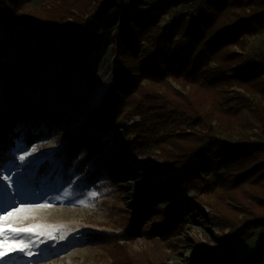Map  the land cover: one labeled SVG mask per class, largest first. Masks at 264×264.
Segmentation results:
<instances>
[{
	"label": "rangeland",
	"instance_id": "obj_1",
	"mask_svg": "<svg viewBox=\"0 0 264 264\" xmlns=\"http://www.w3.org/2000/svg\"><path fill=\"white\" fill-rule=\"evenodd\" d=\"M198 3L185 0L168 6L159 0H114L88 30V35H96L99 41L96 61L90 67L84 64L83 69L64 55L74 46L72 39L81 30L80 17L68 18L67 25L60 27L56 34L40 33L36 37L25 22L33 15L55 20L60 10L49 0H31L11 23L0 20V209L10 212L22 206L24 210L4 221L6 225H38L36 232L51 231L55 237L22 234L21 239L30 242L28 250L33 255L12 253L0 264H113V258L102 247L86 243L87 233H123V227L119 226L124 213L115 205L133 211V204L140 200L148 203L155 197V203L144 205L145 212L153 206L161 208L154 223L177 220L183 231L160 243L143 235L122 240L139 255L141 264H207V259L217 262L227 253L232 230L222 214L231 212L232 202L227 191L216 184L223 169L213 160L215 149H205L191 159L190 168H201L202 179L180 190L179 175L169 170L160 149L138 135L146 138L153 133L201 130V127L179 114L173 122H167L163 119L166 110L161 109L153 112L144 127L137 130L139 115L132 116L125 111L111 122L109 112L120 93V74L115 62L124 51L116 28L127 20L123 33L136 36V56L153 52L156 47L151 39L159 37L158 49L164 63L173 61L184 69L180 61H174L176 55L172 50L186 30L197 29V19L209 12L206 3L201 7ZM9 5L10 1L5 0L3 7ZM87 11L85 8L81 14L85 19ZM134 12L150 15L153 24L149 28L140 27L141 23L134 22ZM178 13L190 15L179 20ZM247 49L245 56H257L264 61V27L248 38ZM190 65L188 62L187 67ZM26 77L29 80L25 81ZM168 80L184 93L190 90L171 77ZM138 84L148 90L158 89L146 79L140 78ZM234 90L245 94L252 103L243 108L240 123L229 113H221L212 122L214 134L232 142H263L264 94L246 93L238 87ZM51 114L61 118L52 131V138L28 146L21 138L11 136V130L26 131L28 127L34 133L47 130ZM75 137L80 139L82 151L92 154L93 160L102 165L105 179L98 182L104 183L101 189L86 187L77 176L71 180L63 177L57 155ZM33 146L38 151L21 162L19 157L30 153ZM44 164L50 168L47 177H37ZM110 181L118 183L107 186ZM61 236L64 238L60 239ZM263 239L264 226L241 238L234 264H243L244 257Z\"/></svg>",
	"mask_w": 264,
	"mask_h": 264
},
{
	"label": "trees",
	"instance_id": "obj_2",
	"mask_svg": "<svg viewBox=\"0 0 264 264\" xmlns=\"http://www.w3.org/2000/svg\"><path fill=\"white\" fill-rule=\"evenodd\" d=\"M9 1V7L4 8L5 0H0V20L11 23L31 0ZM49 1L54 4L55 9L60 10L59 18L52 20L33 15L25 24L34 36L38 37L40 33L48 36L66 26L68 18L74 20L80 17L81 30L72 39L74 46L66 50L64 55L82 69L84 64L90 67L96 61L94 56L99 38L93 34L88 35V30L113 5L114 0H96L93 6V0ZM159 1L175 6L185 0ZM197 1L198 7L206 3L209 12L197 19V29L186 30V34L182 35L172 50L176 55L174 61H180L184 69L176 66L173 61L164 63L163 55L158 49L161 41L159 37L151 39L156 47L153 52L136 56V36L123 33L127 20L124 19L116 28L124 51L120 54L122 57L119 56L115 62L120 74V93L109 112L111 122L125 111L132 116L139 115V122L135 125L137 130L144 127L153 112L161 109L166 110L163 119L167 122H173L179 114L201 127V130L153 133L146 138L140 133L138 135L149 145L160 149L168 161L169 170H175L179 175L180 190L202 179L201 168H190L191 159L205 149H215L213 160L223 169L217 176L216 184L227 191L232 202L231 212L222 214L231 226V241L227 253L217 262L234 264L237 242L250 234L251 230L264 226V141L232 142L218 137L214 134L212 122L218 120L221 113H229L240 123L243 108L252 101L245 94L234 90V87L243 88L246 93L264 94V61L258 60L257 56L248 58L244 55L248 38L257 35L264 27V0ZM85 8L88 9L87 19L81 15ZM178 15L181 20L190 14ZM133 17L136 24L141 23L140 27L149 28L153 24L150 15H145L144 12H134ZM233 47H239L240 50ZM188 62L190 67H187ZM84 74L87 76L86 72ZM131 75L139 80H134ZM170 77L182 87L188 86L190 90L184 93L176 89L168 80ZM140 78L149 80L162 92L139 86ZM16 112L18 115V111ZM51 115L47 120V130L41 129L34 133L28 127L26 131L11 130V136L21 138L28 146L52 138V131L59 125L61 118L58 114ZM82 149L80 139L75 137L73 143L58 152L62 175L67 180L80 177L86 187L101 189L104 183L98 182L105 179L102 165L93 160L92 154L84 153ZM49 169L47 164L42 165L37 177H47ZM116 183L118 182L110 181L107 186ZM155 202L156 197L148 203L140 200L138 204H133V211L116 204L117 210L121 209L124 213L119 227H123L125 231H91L86 235V243L102 247L113 258V264H141L139 255L133 253L131 246L122 240H133L143 235L148 239H157L160 243L161 240L179 236L183 231L177 220L154 223L161 208L153 206L145 212L144 205ZM217 262L207 259V264ZM243 264H264V239L253 252L244 257Z\"/></svg>",
	"mask_w": 264,
	"mask_h": 264
},
{
	"label": "snow or ice",
	"instance_id": "obj_3",
	"mask_svg": "<svg viewBox=\"0 0 264 264\" xmlns=\"http://www.w3.org/2000/svg\"><path fill=\"white\" fill-rule=\"evenodd\" d=\"M37 147L33 146L31 152H25L24 155L19 157L21 162L26 160V157L31 155L32 153L37 152ZM4 179H11V177H5ZM95 196V193H92ZM83 203V201H81ZM23 207L14 208L13 211H7L6 209H0V262L5 261L7 258H10L12 253H25L28 256H32L33 253L28 250L30 248V242L21 239L22 234H27L30 237L32 235H41V236H48L50 239H55L51 231H41L36 232L35 229L39 228L38 225H31L29 227H14L10 225H6L4 221L8 218L13 216L15 213L21 212ZM6 214H3L5 213ZM64 237L61 236L60 239Z\"/></svg>",
	"mask_w": 264,
	"mask_h": 264
},
{
	"label": "bare ground",
	"instance_id": "obj_4",
	"mask_svg": "<svg viewBox=\"0 0 264 264\" xmlns=\"http://www.w3.org/2000/svg\"><path fill=\"white\" fill-rule=\"evenodd\" d=\"M27 80H29V78H27V77H26V80H25V81H27ZM85 117H86V116H85ZM152 183H153L152 181H151V182H149V184H152Z\"/></svg>",
	"mask_w": 264,
	"mask_h": 264
},
{
	"label": "crops",
	"instance_id": "obj_5",
	"mask_svg": "<svg viewBox=\"0 0 264 264\" xmlns=\"http://www.w3.org/2000/svg\"><path fill=\"white\" fill-rule=\"evenodd\" d=\"M237 48V47H236ZM246 50H248V49H246ZM245 53V52H244Z\"/></svg>",
	"mask_w": 264,
	"mask_h": 264
}]
</instances>
